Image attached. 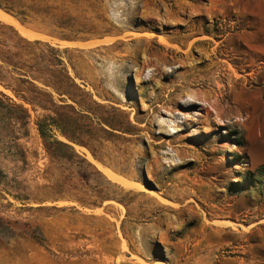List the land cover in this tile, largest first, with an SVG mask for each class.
<instances>
[{
    "label": "rangeland",
    "instance_id": "1",
    "mask_svg": "<svg viewBox=\"0 0 264 264\" xmlns=\"http://www.w3.org/2000/svg\"><path fill=\"white\" fill-rule=\"evenodd\" d=\"M70 8L71 41L0 19V98L28 113L15 139L0 131V264H264V0ZM24 40L69 51L56 64ZM6 83L43 88L48 109ZM54 112L70 117L71 142L53 135L71 168L37 131ZM23 186L34 201L10 195Z\"/></svg>",
    "mask_w": 264,
    "mask_h": 264
},
{
    "label": "trees",
    "instance_id": "2",
    "mask_svg": "<svg viewBox=\"0 0 264 264\" xmlns=\"http://www.w3.org/2000/svg\"><path fill=\"white\" fill-rule=\"evenodd\" d=\"M71 0H0V10L4 13H7L14 17L21 25L30 27L35 26L37 29L45 32L46 34L53 35L59 39L71 41V15L70 8ZM35 23V24H34ZM24 42L29 46H34L38 52H48L56 64H60L61 54L68 52V49L59 50L57 48L51 47L48 43L42 42L39 40H34L32 42ZM2 62V57L0 56ZM10 65V64H9ZM12 65V69H15L14 64ZM24 73L18 74V81L23 83H30L28 78L32 80H36L43 84L44 86H51L48 80L41 79L39 76H31L27 75V70H23ZM14 72V70H12ZM40 73V72H39ZM24 77V78H20ZM0 82H2V78L0 76ZM6 87L11 88L15 95L29 103L33 107H38L41 109H48L43 101L45 98L51 100L52 94L43 90V88L38 86H33V89H29L28 93H24L23 89H14L12 84L6 83L4 84ZM18 86V84H16ZM0 96L2 94L0 93ZM28 119V113L26 108H24L21 104H15L13 101H2L0 98V131L2 128L10 129V133L12 137L15 139L17 134V125L25 124ZM70 117L64 113L54 112V114H46L41 119L36 122L37 131L40 138L43 141V146L51 159L56 160L61 164H67V167L71 168V157L78 156L74 153L70 144L61 142L57 138L54 137L53 132H57L60 135L64 136L68 141L71 142V124H69ZM16 129V132H15ZM15 145L14 148H16ZM18 148V147H17ZM15 149V152L12 153L13 157L19 159L24 162V153L22 150ZM60 149L64 150L60 152ZM80 164H84L92 173H99L98 170L89 162L84 159H80V161L75 162L73 165L75 167L81 168ZM258 172L261 176L264 177V166L258 169ZM71 174V172H70ZM6 178L3 170L0 168V182ZM246 179H250L247 177ZM16 184H18L15 181ZM107 183H109L107 181ZM110 184V183H109ZM22 193L15 191L10 194L14 199L21 201H29L35 200L31 193L25 194V187H22ZM101 200L110 199L112 197L109 192H105L102 196H99ZM80 203L88 204V205H96L98 202L90 201L85 202L83 199H77ZM5 227V229L10 228V224L8 225L7 221H4L0 217V229Z\"/></svg>",
    "mask_w": 264,
    "mask_h": 264
},
{
    "label": "bare ground",
    "instance_id": "3",
    "mask_svg": "<svg viewBox=\"0 0 264 264\" xmlns=\"http://www.w3.org/2000/svg\"><path fill=\"white\" fill-rule=\"evenodd\" d=\"M0 19L1 20H4V21H7L13 25H15L17 27V29L19 30V32L26 36V37H30V33L28 30H26L24 27H22L15 19H13L11 16H9L8 14L2 12L0 10ZM108 171V170H107ZM107 174V173H106ZM111 174V173H110ZM109 174V176H110Z\"/></svg>",
    "mask_w": 264,
    "mask_h": 264
}]
</instances>
